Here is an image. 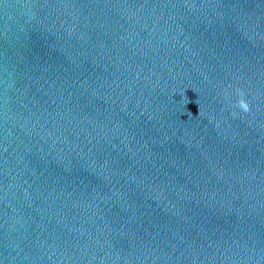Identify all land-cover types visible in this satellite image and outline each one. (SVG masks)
<instances>
[{"label":"water","instance_id":"95a60500","mask_svg":"<svg viewBox=\"0 0 264 264\" xmlns=\"http://www.w3.org/2000/svg\"><path fill=\"white\" fill-rule=\"evenodd\" d=\"M0 264H264V0H0Z\"/></svg>","mask_w":264,"mask_h":264},{"label":"clouds","instance_id":"9594fccd","mask_svg":"<svg viewBox=\"0 0 264 264\" xmlns=\"http://www.w3.org/2000/svg\"><path fill=\"white\" fill-rule=\"evenodd\" d=\"M237 93H238L239 99L237 101L236 106L239 107L245 113L249 112L250 111V105L247 102V100L245 99V93L241 89H237Z\"/></svg>","mask_w":264,"mask_h":264}]
</instances>
